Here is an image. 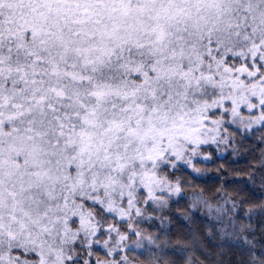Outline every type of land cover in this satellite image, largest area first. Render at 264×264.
<instances>
[{"label": "snow or ice", "instance_id": "obj_1", "mask_svg": "<svg viewBox=\"0 0 264 264\" xmlns=\"http://www.w3.org/2000/svg\"><path fill=\"white\" fill-rule=\"evenodd\" d=\"M256 131L264 0H0V264H197L143 225ZM244 203L219 232L264 264Z\"/></svg>", "mask_w": 264, "mask_h": 264}, {"label": "trees", "instance_id": "obj_2", "mask_svg": "<svg viewBox=\"0 0 264 264\" xmlns=\"http://www.w3.org/2000/svg\"><path fill=\"white\" fill-rule=\"evenodd\" d=\"M260 137V131L248 134L242 142L238 136L237 143L227 151L212 149L213 160L197 164L202 169L200 174H193L190 169L179 174L184 181L181 196L172 197L169 208L154 214L156 219L146 224L148 231L153 234L170 231L173 242L180 239L187 243L195 239L198 248L188 255L194 256L197 264H239L241 261L247 264V252L227 245L228 238L221 237L217 209L225 206V197H245L238 216L248 223L243 210L264 206V168L259 167L264 143L260 142ZM253 172L250 179L249 174ZM251 224L255 227L254 238L259 251L264 245V215L254 216ZM172 259L184 264L180 256Z\"/></svg>", "mask_w": 264, "mask_h": 264}, {"label": "rangeland", "instance_id": "obj_3", "mask_svg": "<svg viewBox=\"0 0 264 264\" xmlns=\"http://www.w3.org/2000/svg\"><path fill=\"white\" fill-rule=\"evenodd\" d=\"M212 149L213 150H223L224 149V146L221 145L220 149H216L215 146H212ZM159 213H160V211L156 212L155 214H159ZM143 227L148 231V226L146 227V224L143 225Z\"/></svg>", "mask_w": 264, "mask_h": 264}]
</instances>
